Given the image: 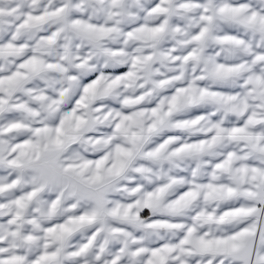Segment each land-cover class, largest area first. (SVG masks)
Masks as SVG:
<instances>
[{
  "label": "snow or ice",
  "instance_id": "6c2138e0",
  "mask_svg": "<svg viewBox=\"0 0 264 264\" xmlns=\"http://www.w3.org/2000/svg\"><path fill=\"white\" fill-rule=\"evenodd\" d=\"M0 264H264V0H0Z\"/></svg>",
  "mask_w": 264,
  "mask_h": 264
}]
</instances>
